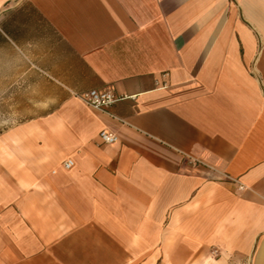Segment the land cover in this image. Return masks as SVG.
<instances>
[{
    "label": "crops",
    "instance_id": "obj_1",
    "mask_svg": "<svg viewBox=\"0 0 264 264\" xmlns=\"http://www.w3.org/2000/svg\"><path fill=\"white\" fill-rule=\"evenodd\" d=\"M0 208V264H264V0H0Z\"/></svg>",
    "mask_w": 264,
    "mask_h": 264
},
{
    "label": "built area",
    "instance_id": "obj_2",
    "mask_svg": "<svg viewBox=\"0 0 264 264\" xmlns=\"http://www.w3.org/2000/svg\"><path fill=\"white\" fill-rule=\"evenodd\" d=\"M76 97H78L81 101H83L87 106L94 108L99 111H106L117 99H135L136 95H117L110 90L106 91H98L96 89H91L89 91L83 93H76ZM98 137L103 144H111L117 141L118 137L115 133L107 130H101L98 133ZM185 158L188 160L189 163L192 165H205L203 161L185 154ZM62 166L64 169H70L73 166V160L71 158H67L62 162ZM239 188H242L240 185ZM1 210V208H0Z\"/></svg>",
    "mask_w": 264,
    "mask_h": 264
}]
</instances>
